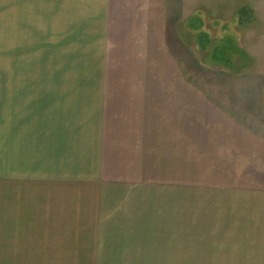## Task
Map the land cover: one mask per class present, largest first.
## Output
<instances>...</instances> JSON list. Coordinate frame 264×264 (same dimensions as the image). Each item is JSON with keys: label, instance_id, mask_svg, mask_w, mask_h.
Instances as JSON below:
<instances>
[{"label": "crops", "instance_id": "obj_1", "mask_svg": "<svg viewBox=\"0 0 264 264\" xmlns=\"http://www.w3.org/2000/svg\"><path fill=\"white\" fill-rule=\"evenodd\" d=\"M170 4L0 0L3 194L69 227V264H264V118L180 73Z\"/></svg>", "mask_w": 264, "mask_h": 264}, {"label": "rangeland", "instance_id": "obj_2", "mask_svg": "<svg viewBox=\"0 0 264 264\" xmlns=\"http://www.w3.org/2000/svg\"><path fill=\"white\" fill-rule=\"evenodd\" d=\"M170 10L171 53L180 65V73L201 76L200 88L204 90L249 91L248 115L255 121L264 118V0H171ZM202 31L207 37L202 41L199 36L197 40ZM199 42H204V48L198 47ZM41 51L31 52L32 57L37 53L40 58ZM18 56L21 65L26 66L19 74L29 67L35 71L27 66L28 53ZM2 59L0 49V75ZM41 71L40 67L38 74ZM14 73L18 74L13 69L9 72ZM2 115L0 108V264H69V242L65 241L69 227L50 226L46 211L31 217L21 203L25 195L3 194L2 187L9 188V183L2 184ZM44 156V166L31 167L43 175V179L38 178L39 184L48 181L45 176L51 173V163ZM21 165L17 163V167ZM62 202L69 204V196ZM8 207L13 208L11 212ZM60 213L65 212H53L55 216Z\"/></svg>", "mask_w": 264, "mask_h": 264}, {"label": "trees", "instance_id": "obj_3", "mask_svg": "<svg viewBox=\"0 0 264 264\" xmlns=\"http://www.w3.org/2000/svg\"><path fill=\"white\" fill-rule=\"evenodd\" d=\"M200 33V34H199ZM198 33V36H197V40H199L200 38H202V41H203V39L205 38V37H207V33L204 31H202V32H199ZM196 35H197V33H196ZM199 36H201L200 38H199ZM205 36V37H204ZM199 38V39H198ZM204 46H205V44H204V42H199L198 43V47H200L201 49L202 48H204ZM214 57H217V59H219L220 58V56L218 55V54H216L215 55V52H214V55H213ZM216 60V59H215ZM217 61V60H216Z\"/></svg>", "mask_w": 264, "mask_h": 264}]
</instances>
